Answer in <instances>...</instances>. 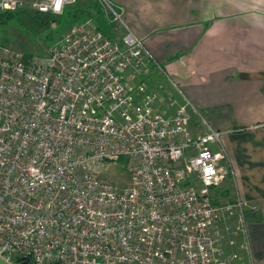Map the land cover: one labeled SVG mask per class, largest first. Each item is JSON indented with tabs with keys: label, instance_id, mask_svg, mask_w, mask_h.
<instances>
[{
	"label": "built area",
	"instance_id": "1",
	"mask_svg": "<svg viewBox=\"0 0 264 264\" xmlns=\"http://www.w3.org/2000/svg\"><path fill=\"white\" fill-rule=\"evenodd\" d=\"M75 1L31 8L59 15ZM94 1L120 40L87 20L43 61L0 45V262L250 264L247 203L237 189L212 198L231 168L221 133L193 135L189 103L156 108L158 63L121 6ZM24 3L0 0V12ZM120 158L117 188L106 173Z\"/></svg>",
	"mask_w": 264,
	"mask_h": 264
},
{
	"label": "crops",
	"instance_id": "2",
	"mask_svg": "<svg viewBox=\"0 0 264 264\" xmlns=\"http://www.w3.org/2000/svg\"><path fill=\"white\" fill-rule=\"evenodd\" d=\"M111 1L124 9L128 27L158 63L152 73L181 93H171L170 107L156 108L170 115L189 103L197 113L193 135L206 126L221 133L231 167L221 185H236L247 203L249 262L264 264V0ZM91 3L79 4L84 10ZM114 29L108 34L118 41L121 29ZM224 192H212L215 203L227 202ZM257 213L259 220H250Z\"/></svg>",
	"mask_w": 264,
	"mask_h": 264
},
{
	"label": "rangeland",
	"instance_id": "3",
	"mask_svg": "<svg viewBox=\"0 0 264 264\" xmlns=\"http://www.w3.org/2000/svg\"><path fill=\"white\" fill-rule=\"evenodd\" d=\"M24 2L26 4L24 3L25 5L19 8L10 19L0 24V45H5L19 52L23 55L24 59L28 58H25L26 55H30L29 58H31L26 60L43 61L47 57L49 51L56 46L64 36L70 33L74 25L83 23L87 20H91L96 27H100V29L106 33H113L115 31L114 27L107 26V23L104 22L100 14L102 10L94 0H92L93 3L90 4V7H85L84 10L79 4L80 0L66 5L59 15L52 16V22L45 25L41 24L39 20L27 18L25 13L33 11L31 8L32 0H24ZM120 31V36H122V30ZM147 81L149 87H151L149 91L157 95V105L160 106V108L165 104H167L165 108L170 107L171 103H173L171 100L172 94L176 97L181 96V93L174 89L175 87L172 85V81L159 73H152ZM160 111L165 113L163 110ZM212 149L216 150L215 147ZM116 162L117 166L111 167L106 173V176L111 179L115 184L114 186L121 188L126 186L125 184L128 177L122 170L124 160L120 158ZM235 189H237L235 185H222L219 188V193L222 194L225 190L224 193H226L227 201H231L235 198Z\"/></svg>",
	"mask_w": 264,
	"mask_h": 264
},
{
	"label": "trees",
	"instance_id": "4",
	"mask_svg": "<svg viewBox=\"0 0 264 264\" xmlns=\"http://www.w3.org/2000/svg\"><path fill=\"white\" fill-rule=\"evenodd\" d=\"M19 10V9H18ZM17 11V10H16ZM16 11H14V12H0V24L1 23H4L6 20H8V19H10L12 16H13V14L16 12ZM26 15H27V18L28 19H34V20H39V22L41 23V24H43V25H45V24H47V23H50V22H52L53 21V19H52V16H56V15H51V14H40V13H37L36 11H31V12H28V13H25ZM107 23V22H106ZM109 24L107 23V26H108ZM104 36H106V37H108V38H110L109 36H108V33H106L105 31H102L101 29H100V27H96ZM5 46V45H4ZM29 56L30 55H26L25 56V58L26 57H28V58H26V59H30L29 58ZM172 99V98H171ZM179 105H177V107H178ZM196 116V115H195Z\"/></svg>",
	"mask_w": 264,
	"mask_h": 264
},
{
	"label": "water",
	"instance_id": "5",
	"mask_svg": "<svg viewBox=\"0 0 264 264\" xmlns=\"http://www.w3.org/2000/svg\"><path fill=\"white\" fill-rule=\"evenodd\" d=\"M255 217H256V218H254V219H250V220H252V221H253V220L258 221V220H259V219H258V213L255 214ZM0 264H3V263L0 262ZM23 264H24V263H23Z\"/></svg>",
	"mask_w": 264,
	"mask_h": 264
}]
</instances>
